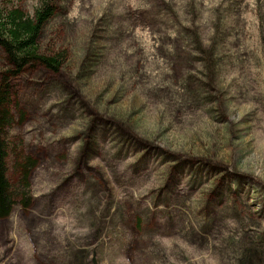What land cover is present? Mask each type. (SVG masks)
Listing matches in <instances>:
<instances>
[{"label": "rangeland", "instance_id": "rangeland-1", "mask_svg": "<svg viewBox=\"0 0 264 264\" xmlns=\"http://www.w3.org/2000/svg\"><path fill=\"white\" fill-rule=\"evenodd\" d=\"M52 2L59 72L0 51L9 160L38 161L0 264H264V0Z\"/></svg>", "mask_w": 264, "mask_h": 264}, {"label": "trees", "instance_id": "trees-1", "mask_svg": "<svg viewBox=\"0 0 264 264\" xmlns=\"http://www.w3.org/2000/svg\"><path fill=\"white\" fill-rule=\"evenodd\" d=\"M56 6L52 0H39L32 13L19 6L3 5L0 0V51L7 71L14 78L20 77L34 65L59 72L67 60L65 50L44 51L41 46L43 31L54 17ZM6 82V83H4ZM0 83V221L8 218L16 207L29 209L34 203L31 175L38 161L31 156L9 160L10 133L16 124L15 103L9 81ZM13 169L15 178L10 177ZM140 222V220H139Z\"/></svg>", "mask_w": 264, "mask_h": 264}]
</instances>
